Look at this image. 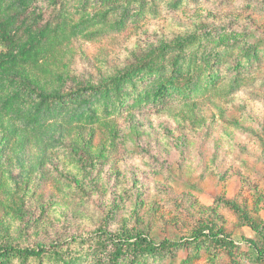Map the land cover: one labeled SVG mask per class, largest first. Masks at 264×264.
<instances>
[{
	"label": "rangeland",
	"instance_id": "374dc122",
	"mask_svg": "<svg viewBox=\"0 0 264 264\" xmlns=\"http://www.w3.org/2000/svg\"><path fill=\"white\" fill-rule=\"evenodd\" d=\"M177 1L139 0L122 28L93 41L74 38L61 72L66 88L114 75L195 32L203 50L222 41L218 35L229 41L238 33L250 43L264 42V0H183L180 6ZM105 8L97 0H36L27 23L57 25L72 16L74 23L77 9L94 14ZM121 13H111L110 23ZM177 53L170 51L167 61ZM223 53L215 87L123 110L116 118L115 146L107 144L108 130L97 128L92 141L89 130L80 141L70 136L48 159L28 152L25 165L6 150L0 165V240L51 244L106 238V231L172 243L210 227L235 244L181 242L142 264H264L244 238L256 237L264 247V49L250 60L242 57L240 67L235 66L240 50ZM236 77L242 83L224 90ZM226 201L247 211L259 231ZM76 263L96 264L93 255Z\"/></svg>",
	"mask_w": 264,
	"mask_h": 264
},
{
	"label": "trees",
	"instance_id": "16d2710c",
	"mask_svg": "<svg viewBox=\"0 0 264 264\" xmlns=\"http://www.w3.org/2000/svg\"><path fill=\"white\" fill-rule=\"evenodd\" d=\"M97 1L106 6L103 11L91 14L77 9V22H71L72 16L57 25H40L36 21L27 23L36 0H0V165L6 150L12 152V159L25 165L28 152L35 150L36 157L48 159L50 153L66 147L70 136L80 141L84 131L89 130L92 141L97 128L108 130L107 144L115 146L119 142L116 118L123 110L198 95L216 86V66L221 63L223 52L240 50L241 57L235 65L240 67L242 57L250 60L264 49V42L250 43L243 39L246 35L237 33L229 41L226 35H218L222 41L203 50L197 43L199 33L195 32L177 42L162 44L137 64L125 66L114 75L66 88L61 72L71 41L77 37L93 41L108 30L122 28L131 6L139 2L116 5L112 0ZM182 1L178 0L177 6ZM117 11L122 12L121 17L110 23L109 15ZM170 51L178 52L172 62L167 61ZM242 80L243 77L234 78L224 90L232 91ZM225 204L245 224L259 231L247 211L232 201ZM102 234L107 237H72L51 244L0 240V264H77L78 258L89 255L94 256L96 264H142L147 257L160 255L181 242L235 244L222 230L210 227L196 230L190 240L172 243L156 242L143 233ZM244 238L257 251L256 259L264 262V247L256 242V237ZM89 242H94V247L87 251L77 249Z\"/></svg>",
	"mask_w": 264,
	"mask_h": 264
}]
</instances>
